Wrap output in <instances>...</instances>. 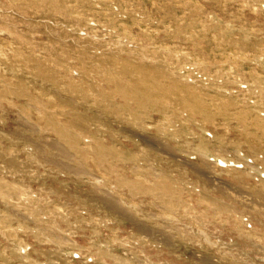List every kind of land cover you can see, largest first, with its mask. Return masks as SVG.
Masks as SVG:
<instances>
[{"label": "rangeland", "instance_id": "obj_1", "mask_svg": "<svg viewBox=\"0 0 264 264\" xmlns=\"http://www.w3.org/2000/svg\"><path fill=\"white\" fill-rule=\"evenodd\" d=\"M0 264H264V0H0Z\"/></svg>", "mask_w": 264, "mask_h": 264}]
</instances>
